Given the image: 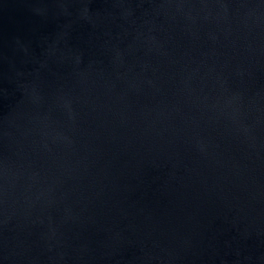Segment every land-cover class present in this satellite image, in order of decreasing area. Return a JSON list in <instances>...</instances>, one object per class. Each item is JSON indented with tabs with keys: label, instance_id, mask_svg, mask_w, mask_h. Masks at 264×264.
I'll use <instances>...</instances> for the list:
<instances>
[{
	"label": "water",
	"instance_id": "water-1",
	"mask_svg": "<svg viewBox=\"0 0 264 264\" xmlns=\"http://www.w3.org/2000/svg\"><path fill=\"white\" fill-rule=\"evenodd\" d=\"M0 264H264V0H0Z\"/></svg>",
	"mask_w": 264,
	"mask_h": 264
}]
</instances>
